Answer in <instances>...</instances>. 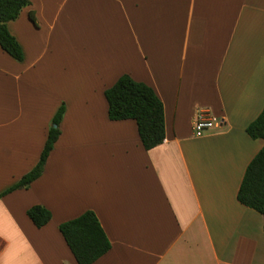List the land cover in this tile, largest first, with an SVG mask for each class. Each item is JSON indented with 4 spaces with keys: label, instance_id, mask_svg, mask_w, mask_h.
<instances>
[{
    "label": "crops",
    "instance_id": "1",
    "mask_svg": "<svg viewBox=\"0 0 264 264\" xmlns=\"http://www.w3.org/2000/svg\"><path fill=\"white\" fill-rule=\"evenodd\" d=\"M8 29L24 58L0 47V195L66 111L42 176L0 198V264H78L59 226L87 211L112 245L94 264H264V215L238 201L264 147L246 132L264 108V0H31ZM123 75L163 103L152 150L109 119ZM201 112L221 126L196 137Z\"/></svg>",
    "mask_w": 264,
    "mask_h": 264
},
{
    "label": "trees",
    "instance_id": "2",
    "mask_svg": "<svg viewBox=\"0 0 264 264\" xmlns=\"http://www.w3.org/2000/svg\"><path fill=\"white\" fill-rule=\"evenodd\" d=\"M29 6L31 0H0V47L18 62L23 61V50L9 32L8 24L17 20ZM31 19L34 21L33 15ZM105 97L109 106V119L136 121L139 137L146 150H152L164 143V106L153 88L135 81L129 75H123L106 90ZM65 111L63 105L54 116L38 164L2 193L0 198L16 190L28 189L42 176L49 155L61 135ZM246 132L253 139L264 140V108L259 117L247 127ZM238 201L264 215V147L246 169L238 192ZM27 215L37 228L46 226L52 219L51 212L42 205L31 207ZM59 230L78 264H94L111 250V242L93 211H87L78 218L62 223Z\"/></svg>",
    "mask_w": 264,
    "mask_h": 264
},
{
    "label": "built area",
    "instance_id": "3",
    "mask_svg": "<svg viewBox=\"0 0 264 264\" xmlns=\"http://www.w3.org/2000/svg\"><path fill=\"white\" fill-rule=\"evenodd\" d=\"M221 126V121L207 112H201L193 122V132L196 137H202L210 130Z\"/></svg>",
    "mask_w": 264,
    "mask_h": 264
}]
</instances>
